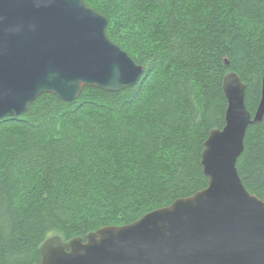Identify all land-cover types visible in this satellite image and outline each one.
I'll use <instances>...</instances> for the list:
<instances>
[{"label": "trees", "instance_id": "1", "mask_svg": "<svg viewBox=\"0 0 264 264\" xmlns=\"http://www.w3.org/2000/svg\"><path fill=\"white\" fill-rule=\"evenodd\" d=\"M85 2L144 74L73 102L44 94L0 119V264H39L52 235L86 242L204 190V144L226 124L224 78L247 86L252 118L261 101L264 0ZM237 170L264 202V118L248 128Z\"/></svg>", "mask_w": 264, "mask_h": 264}, {"label": "water", "instance_id": "2", "mask_svg": "<svg viewBox=\"0 0 264 264\" xmlns=\"http://www.w3.org/2000/svg\"><path fill=\"white\" fill-rule=\"evenodd\" d=\"M107 27L85 0H0V119L23 115L44 94L73 102L85 88L135 86L144 67L112 42ZM246 89L236 73L223 80L226 124L210 132L202 153L207 188L86 242L52 235L39 264H264V202L237 170L248 128L264 118V69L253 118Z\"/></svg>", "mask_w": 264, "mask_h": 264}]
</instances>
